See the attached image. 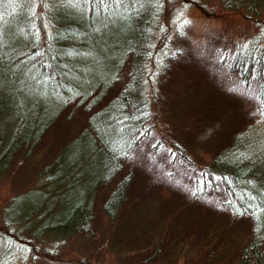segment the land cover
<instances>
[{
  "label": "trees",
  "instance_id": "16d2710c",
  "mask_svg": "<svg viewBox=\"0 0 264 264\" xmlns=\"http://www.w3.org/2000/svg\"><path fill=\"white\" fill-rule=\"evenodd\" d=\"M202 1L215 0H190L207 9ZM216 1L251 17L258 30L232 50L216 46L204 54V49L170 45V36L185 34L187 23L180 15L172 18L169 0H80L76 5L68 0H0V183L20 161L35 166L30 183L2 205L0 264L41 250L57 255L76 235L94 237L95 211L105 190L102 211L115 230L109 245L124 242L136 248L146 243V231L128 235L119 229L125 221L134 227L152 224L139 210L127 218L138 176L133 167L143 163L180 181L190 169L192 200L212 196L229 221H251V238L231 264H264V129L255 126H264L256 98L264 91V0ZM196 60L209 62L218 80L226 74L231 87L241 86L254 101L258 121L250 125L238 107L241 119L234 113L228 120L232 125L208 135L209 146L201 152L207 163L191 169L181 159L183 147L165 143L154 129L159 126L158 92ZM205 106L195 107L207 117L201 110ZM160 108L164 112L166 106ZM80 115L85 116L81 127L40 165L37 151L46 134L64 116L77 120ZM209 116L203 123L196 116L188 123L176 121L171 130L193 134L205 125L209 134L222 115ZM76 141L80 148L72 152ZM182 182L188 190L189 183ZM249 194L257 200L241 199ZM28 195L42 198L28 204ZM252 203L262 205L256 214ZM164 239L142 258L144 264L166 254ZM223 251V259L233 253L229 247Z\"/></svg>",
  "mask_w": 264,
  "mask_h": 264
},
{
  "label": "rangeland",
  "instance_id": "374dc122",
  "mask_svg": "<svg viewBox=\"0 0 264 264\" xmlns=\"http://www.w3.org/2000/svg\"><path fill=\"white\" fill-rule=\"evenodd\" d=\"M182 1L185 4H181ZM169 2L172 18L176 19L180 15L183 22H189L184 29L185 34L179 35L175 32L170 36L171 46L185 45L196 52L204 49V54L216 46L232 50L236 44L244 41L246 43L258 30V26L254 24L251 17H246L240 11L226 10L220 7L222 5L216 0L202 1L204 3L202 6H207V9L196 6L190 0H169ZM188 66L184 67L183 72L175 75L177 78H172L165 85V91L158 92L159 106L155 111L156 114L159 113V119L156 121L159 126L158 129H154V132H157L165 143L172 140L181 145L187 155L181 159L192 169V164L203 166L207 163L201 155L202 150L209 146L207 136L213 135L217 130L224 131V128L232 125L233 121L230 123L228 120H233L234 113L237 114V120L241 119L242 113L237 111L238 107L243 109L242 112L246 116L245 121H249L250 125L258 121V116L254 101L247 99L241 86L231 87L232 81L226 74L218 80L215 72L210 70L209 62L196 60L194 64L189 62ZM198 103L206 104L201 110L207 113V117L203 116L202 111L196 109L195 106ZM164 105L166 109L162 112L160 107ZM182 110L187 111L188 117ZM213 112L221 114L222 121L215 122L214 131L209 128V134L204 133L207 130L205 125L195 130L193 134H188L184 130L178 132L171 130V126L173 127L176 121L181 120L184 124L188 123L193 118L192 116H196L203 123V120L209 119V114ZM182 117L186 119L182 120ZM84 118L80 115L77 120L72 118L67 120L64 116L61 123L52 127L39 144L37 152H39L40 165L55 157L63 142L81 127ZM255 126L264 129L261 124ZM113 129L117 130L116 124ZM75 143L76 147L69 149L72 152L80 148V141ZM163 162H161L162 165ZM148 164L143 163L133 167L138 176L131 192V198L128 199L127 218L139 210L142 218L152 224H139L134 227L133 225L128 226V222L125 221L124 226L119 227V229H124L128 235L130 230L146 231L148 234L146 243L141 246L137 245L136 248L126 247L125 245L128 244L124 242H121L124 245L117 242L114 246L109 245L108 236L115 230H110V222L106 220L105 213L102 211L105 190L95 211L94 237L76 235L61 248L57 255L48 256L41 250L42 254H32L26 259L15 257L11 264H144L142 258L149 250L154 249L162 238H165L164 251L166 254L156 263L148 264L233 263L239 257L243 245L251 238L250 234L253 231L251 221L244 218L235 222L229 221L225 212L215 204L212 196L196 197L192 200L194 197L193 184L188 182V177L192 172L190 169L186 168V172L179 177L182 181L189 183L188 190H186L183 182L178 178L169 177L165 175L166 173L159 174L155 168L150 167V163ZM158 164L160 165L159 162ZM34 167L26 161H20L14 167V171L4 177L5 179L0 183V211L2 205L12 194L30 183ZM198 171L200 172V169ZM199 172L197 175L200 174ZM31 198L39 199L40 202L42 197L28 195L24 202L28 201L29 204ZM165 204L170 208L167 207L168 209L164 210ZM137 216H139L138 213L134 215V219ZM228 247L233 253H228V258L223 259L225 251L222 252V250H228Z\"/></svg>",
  "mask_w": 264,
  "mask_h": 264
},
{
  "label": "snow or ice",
  "instance_id": "6c2138e0",
  "mask_svg": "<svg viewBox=\"0 0 264 264\" xmlns=\"http://www.w3.org/2000/svg\"><path fill=\"white\" fill-rule=\"evenodd\" d=\"M68 2L70 4H73V5H76V4H79L80 3V0H68ZM2 13H0V19H2ZM185 23H189L188 21H185ZM245 48L248 47V45H244ZM249 92H251V89H249ZM256 98L258 100L261 101V114L264 115V91H262L259 95L256 96ZM126 155V153H124ZM248 199L250 201H256L257 200V197L256 196H253V195H248L247 197H244L242 196L241 199ZM249 207L252 208L253 210V214H256V211L257 209L261 208L262 205L261 204H256V203H252L249 205ZM235 211L237 212V214H244V212H240L239 209H235ZM245 212L247 211V209L244 210Z\"/></svg>",
  "mask_w": 264,
  "mask_h": 264
}]
</instances>
